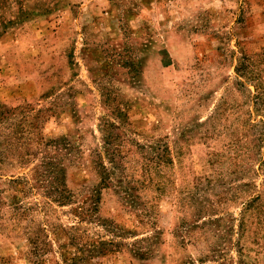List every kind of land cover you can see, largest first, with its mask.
<instances>
[{
	"label": "rangeland",
	"instance_id": "rangeland-1",
	"mask_svg": "<svg viewBox=\"0 0 264 264\" xmlns=\"http://www.w3.org/2000/svg\"><path fill=\"white\" fill-rule=\"evenodd\" d=\"M0 264H264V0H0Z\"/></svg>",
	"mask_w": 264,
	"mask_h": 264
},
{
	"label": "trees",
	"instance_id": "trees-1",
	"mask_svg": "<svg viewBox=\"0 0 264 264\" xmlns=\"http://www.w3.org/2000/svg\"><path fill=\"white\" fill-rule=\"evenodd\" d=\"M243 75L248 77V74L247 75L243 74ZM255 91L256 92L258 91V94H255V97H260L261 93H260V90H259L257 85H256V90ZM113 157H115V155H113ZM116 164L117 163L115 162V165ZM43 167H44V170H45L44 171L45 176H48V180L47 181L51 182V186H50L51 187V192H53V193L60 192V197L58 198V200L60 199L59 200L60 202H66V201L70 200L71 199L70 198L71 195L69 194L68 190L62 189V187H64V185H63V182L60 180L61 179L60 173H62L64 171V169L60 168L56 163H53V162L45 163L43 165ZM113 168H115V167H113ZM107 171H108V169L104 168L103 171H102V174L106 176ZM54 172L56 173V175L54 174ZM11 182H13V183L21 182V178L12 179ZM101 186H99V187H101ZM99 187L94 190V192H95V201H96L95 206L98 205L99 197H100V194H101ZM85 212H89V214H94V208H90V210H83L80 207L79 210L77 211V213L80 214V215H84ZM77 234L78 233H77V231L74 228V234L73 235L77 236ZM105 245H106V243L102 242V244H101V246H102V252H101L102 255L106 254L104 252ZM79 247H80V250L83 251V250H85L83 248L86 247V246L84 244H81ZM35 250H37V252H40V248L37 245L35 246Z\"/></svg>",
	"mask_w": 264,
	"mask_h": 264
}]
</instances>
